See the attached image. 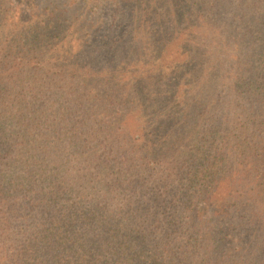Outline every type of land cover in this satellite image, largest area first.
I'll return each mask as SVG.
<instances>
[{"label":"trees","instance_id":"16d2710c","mask_svg":"<svg viewBox=\"0 0 264 264\" xmlns=\"http://www.w3.org/2000/svg\"><path fill=\"white\" fill-rule=\"evenodd\" d=\"M0 264H264V0H0Z\"/></svg>","mask_w":264,"mask_h":264},{"label":"rangeland","instance_id":"374dc122","mask_svg":"<svg viewBox=\"0 0 264 264\" xmlns=\"http://www.w3.org/2000/svg\"><path fill=\"white\" fill-rule=\"evenodd\" d=\"M23 3H25L26 4V7H28V8H30V7H32V5H33V2L35 1V0H21ZM141 42H139V44H140ZM144 57V55H142L141 56V58H143Z\"/></svg>","mask_w":264,"mask_h":264}]
</instances>
